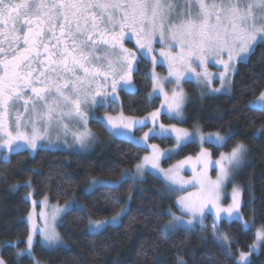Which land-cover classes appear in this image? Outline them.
Segmentation results:
<instances>
[{
	"label": "snow or ice",
	"instance_id": "obj_1",
	"mask_svg": "<svg viewBox=\"0 0 264 264\" xmlns=\"http://www.w3.org/2000/svg\"><path fill=\"white\" fill-rule=\"evenodd\" d=\"M157 37L162 45L160 56L167 62L169 76L175 78L177 88L188 73L200 82L211 84L205 67L210 59L223 65L221 87L230 85L229 72H234L239 63L246 64L257 44L264 43V0H0V161L10 163L12 155L23 152L32 155L48 151L54 146V140L61 138L68 147L76 144L84 148L93 138L89 120L95 119L110 135L126 137L138 146L152 149L151 155H145L135 165V176L141 181L150 165L162 174L165 190L170 193L186 191L185 185H199L196 192L178 197L179 215L171 210L167 212L169 219L163 225L164 233L191 229L197 222L203 226L206 215L213 210L216 221L238 220L239 187L233 185L232 202L227 207L220 201L225 183L247 155L245 143L238 142L230 153H221L215 161L219 169L215 180L195 169L193 177L185 180L179 169L192 157L165 170L160 167V161L169 158L172 150L147 144L150 138L163 140L174 134L175 146L180 148L192 139L193 133L174 124H160L157 128L161 109L150 114L153 126L139 138L132 130L147 127V118L134 119L122 114L115 117L107 111L103 118L96 117V111L109 103V96L115 99L120 90L134 91L132 78L140 57L152 56L154 64L160 62L153 55ZM132 39L138 51L125 46ZM197 68L204 69L203 78ZM157 88L164 96L168 113L182 116L183 89L173 88L169 96L165 85L154 78V91ZM212 91L220 92L221 88ZM256 100L261 103L253 106L250 101V110L264 113V91ZM69 133L71 144L67 139ZM261 134L264 126L253 138ZM230 138L215 134L217 143H225ZM200 139L204 141L202 134ZM207 156V150L202 149L197 161L207 163ZM127 179L126 172H121L114 181L93 179L86 193L97 187L118 190ZM112 207L118 210L110 217L95 220L89 217V233H101L121 224L129 212L127 202L121 205L113 200ZM83 211L84 206L73 200L63 207H54L50 214L41 213L45 224L39 229V235L44 244L62 243L56 228L57 217ZM28 219L32 221V214ZM36 232L37 227L32 223L25 250L29 255ZM212 236L220 251L230 256L231 242L217 234L215 221ZM262 240L264 227L257 230L249 252H240L236 264H250L249 254ZM10 246L16 247V244ZM0 264H4L2 259Z\"/></svg>",
	"mask_w": 264,
	"mask_h": 264
},
{
	"label": "trees",
	"instance_id": "obj_2",
	"mask_svg": "<svg viewBox=\"0 0 264 264\" xmlns=\"http://www.w3.org/2000/svg\"><path fill=\"white\" fill-rule=\"evenodd\" d=\"M149 70L150 62L140 57L132 78L134 91L118 92L125 113L142 115L157 106V97H148ZM263 88L264 43H259L246 64H237L228 92L207 94L200 111L193 109L194 102L188 104V111L204 129L227 131V137H231L221 146L207 144L213 155L230 149L238 140L248 146V160L239 172L241 212L244 217L264 225V134L253 138L264 126V113L249 108L250 99ZM161 117L164 121H175L165 114ZM184 123L190 125L189 120ZM91 125L100 142L96 141L87 152L50 149L32 155L28 152L12 155L10 163L0 161V256L6 264H35L36 260L50 264H180V261L183 264H236L235 258L254 241L253 230L235 219L216 223L219 236L231 242L230 256L215 244L210 217H206L203 226L197 224L191 229L164 233L167 212L177 209L173 195L165 190L164 181L152 173H145L143 180L135 185L127 179L118 190L97 187L86 193L84 188L90 180L117 178L145 151L131 140L110 135L95 120ZM158 140L164 144V139ZM197 149V143L189 141L179 148L177 155L193 154ZM30 190L35 199L46 196L57 203L75 197L84 211L62 214L57 223L66 245L47 247L36 241L32 255L25 252L17 255L28 234L24 217L30 210V202L25 194ZM113 200L121 205L127 202L129 212L121 224L101 233H89V217L101 219L118 210L112 207ZM12 244L16 247L10 246ZM249 260L250 264H264V240Z\"/></svg>",
	"mask_w": 264,
	"mask_h": 264
},
{
	"label": "rangeland",
	"instance_id": "obj_3",
	"mask_svg": "<svg viewBox=\"0 0 264 264\" xmlns=\"http://www.w3.org/2000/svg\"><path fill=\"white\" fill-rule=\"evenodd\" d=\"M129 42L125 43V46L128 48H131L133 51H138V49L136 48V44H135V39H134V43H133V47H130ZM162 47V45L158 42V37L156 38V40L153 42V55H155L157 57V60L160 61L158 63H153L152 61V56H146L144 58H146L149 62H150V70H149V74L151 77V89L149 91V94L151 93V97L150 95H148L149 98H153V97H157L158 99V104L155 108L150 109L149 111H147L146 113L142 114V115H134V114H128L125 113L122 108H121V102H120V98H119V94H116L115 99H113L110 104H106L105 107H102L99 109L98 115H96V117L99 118H103L105 111L108 112V114L113 115L115 117H119L121 114L125 117H132L134 119H144L147 118V127H144L141 130H137V129H133L132 132L135 135V137L139 138L143 136V133L148 131L149 128H151L153 126L152 124V120H151V116L150 114L152 112L157 111L158 109H161L160 114L158 116V119L156 121V127L159 128L160 124H164L166 126L168 125H176L177 128H182V129H187L190 133H193L192 139L190 141H194L197 143L198 145V149L195 151V153L193 154H188L185 156H178L177 155V151L179 150V148H176L175 146V135H170L168 138L171 140V142H168V139H164V144L160 143V138H150L147 141V144H156L159 146V148L161 150H172L171 151V155L169 158H165L162 159L160 161V167H162L163 169L167 170L170 167H174L177 164H179L180 161H187L188 157H192L191 161H187L182 168L179 169V174L180 176H182L185 180L191 179L194 175V171L193 169L196 170V172H200V171H204L207 174V177L211 180H215L216 176H217V172H218V168L215 166V161H217L220 156L221 153H230L231 149L238 143V142H242V141H236L234 143V145L228 149V150H220L216 155L212 154V149L210 148V146H208L207 144H214L216 146H221L223 143H217L215 142V134L219 133L220 135H224L227 138L228 132L227 131H220V130H216V129H204L201 124L199 123L198 119H196L194 116H191L190 112L188 111V104L189 103H195L196 107H194L193 109H201V102L204 98L205 95L207 94H217V93H222V92H228L230 90V85H225L224 87H221V80H220V73L224 71L223 65H219L216 64L214 60H209L206 63V69L207 72L210 74L209 78L212 80L211 84H208L207 82H200L197 80L196 76L192 75L191 73H188L186 77L181 79V83L179 85V87L177 88L175 85V78L174 77H170L169 76V70H168V64L167 62H163L164 58L160 56V48ZM135 48L137 50H135ZM176 51H179L178 49ZM224 58H227L226 53L224 54ZM196 64H198V61L195 62ZM157 65L161 66V68L159 69L157 67ZM163 68V69H162ZM197 71L201 73V78H203V73H204V69L203 68H197ZM232 71L229 72L228 76L229 79L231 80V75H232ZM154 78L163 83L165 85V91L169 94V96L171 95V92L173 90V88H176L177 91H179L181 88L183 89L184 95H185V103L183 105L182 108V116L180 117H176L174 113H168L167 111V105L165 104L164 101V96L163 94L160 93L159 88L153 89V83H154ZM168 80H171L172 83H168ZM213 88H221L220 92H213L212 89ZM264 91V88L261 90ZM260 91V92H261ZM260 92L258 94H256L254 97H252L250 99V101L253 102V106H255L256 104L261 103L260 101L256 100V97H258L260 95ZM113 98V97H112ZM249 101V102H250ZM163 106V107H162ZM98 111V110H97ZM162 114H165L168 117L174 118L175 121H164L161 117ZM191 116L192 119L189 117ZM95 120V119H90L89 123H88V128L91 130L92 134H93V138L91 139V142L84 148H81L79 145L76 144H72L71 147H68L64 144V139L61 138L59 141H55L54 140V146L51 148V150H55V149H59V150H63L66 152H79V153H84L87 152L89 150L92 149V147L94 146L95 142L99 140V135L98 133L95 132L94 128L91 125V122ZM186 120L190 121V125L185 124L184 122ZM96 121V120H95ZM106 123V121H105ZM198 129V131H197ZM203 135L204 137V141L201 142L200 139V135ZM113 136V135H112ZM125 139H128L126 137H122ZM68 142L71 144L72 143V136L69 133L68 137ZM130 140V139H128ZM244 143V142H242ZM145 149L144 153L140 156V158L138 159V161L129 168H125L122 172H126L127 173V177L128 179H130L134 185L136 182L140 181V178L135 176V165L137 163L142 162L143 157L145 155H151L152 153V149L150 147H147L146 145L143 147ZM202 149H206L208 156L206 157L207 163H203V162H198L197 161V157L200 156L201 154V150ZM248 160V154L245 156L244 160L242 161V163L236 167L232 173V176L230 177L229 181H227L225 183V186L222 189L221 192V205L223 207H227L229 204H231L232 202V188L233 185H236L239 187L240 189V201L242 204V184L239 181V172L241 170V168L243 167V165L247 162ZM153 173V172H157V170H152L150 165L148 166L147 170L145 171V173ZM121 174V173H120ZM120 176V175H119ZM118 176V177H119ZM145 176V174H144ZM156 176L160 177L163 181V176L162 174H159L157 172ZM117 177V178H118ZM115 179H106V178H98L97 180H111L114 181ZM93 180V179H92ZM90 180L88 182V186H86L84 188V190L86 191V189H88L89 187V183L92 181ZM165 184V181H164ZM186 191L184 192H176V193H170L173 195L174 198V202L176 205V201L178 199V197L180 195H187L188 192H196L199 185H196L195 187L193 185H185L184 186ZM29 193H32V191H28L25 194V197L29 200L30 202V210L27 213V215L24 217L25 221L27 222L28 225V234L25 238V244L24 246L19 249V252H25L27 253L25 250L27 249V237L28 235L31 233L32 230V223H35L36 227H37V232L33 237V244L36 241L41 242L43 245L47 246L46 244H44V242L42 241V238L39 235V229L42 228L45 224V220L42 218L41 213L44 214H50V212L52 211V209L56 206H60L63 207L65 205L66 202H71L73 200H75V202L79 205H82L80 201H78L75 197H71L63 202L57 203V202H51L50 200H48V198L46 196L39 198V199H35L33 197V195H28ZM211 207V206H209ZM176 211H172L175 212L177 215L180 214V212L178 211V206L176 205ZM29 214H32V221H29L28 217ZM222 216H226V214L222 213ZM62 216V215H61ZM110 217V216H107ZM107 217L101 218V219H105ZM206 217H210V225L211 227H213V223L214 221L217 223L218 221H216V216H215V210H213L211 213L207 214ZM206 217L204 219V223L203 225L206 223ZM61 217H57L56 220V228H57V223L59 222ZM169 219V217L167 218V220ZM49 220H50V216H49ZM167 220L164 222V224L167 222ZM227 220V219H225ZM240 220L242 226L244 227V225H247V228H251L254 232V241L256 240V232L258 229H261L262 227H264L263 224L260 223H255L254 220L252 218H246L244 217L243 213L241 212L240 209ZM163 224V225H164ZM197 224H200L199 222H197L193 227H195ZM201 225V224H200ZM58 231V228H57ZM218 234V233H217ZM219 235V234H218ZM62 238V237H61ZM254 241L249 245L250 246L253 245ZM263 240L260 242L259 246L254 249L250 254H249V259L252 255V253H256L259 251L261 244H262ZM59 245H66V242L62 239V243L58 244V245H52V246H47V247H56ZM249 248L246 251H242L245 253L249 252ZM240 254V253H239ZM31 255H32V249H31ZM239 255L235 258V260L237 261ZM0 259H2V257L0 256ZM3 260V259H2ZM4 261V260H3ZM4 264H6L4 262ZM35 264H50V263H46L43 261H38L36 260Z\"/></svg>",
	"mask_w": 264,
	"mask_h": 264
},
{
	"label": "flooded vegetation",
	"instance_id": "obj_4",
	"mask_svg": "<svg viewBox=\"0 0 264 264\" xmlns=\"http://www.w3.org/2000/svg\"><path fill=\"white\" fill-rule=\"evenodd\" d=\"M133 43H134V39H132L130 42H129V46L131 47L132 46V48H134L133 47ZM135 50H137L136 48H135ZM119 92V91H118ZM113 100V98H112V96H109V104H110V102ZM98 112H99V110L98 111H96V115H98Z\"/></svg>",
	"mask_w": 264,
	"mask_h": 264
}]
</instances>
